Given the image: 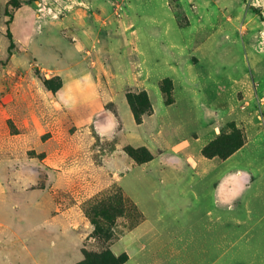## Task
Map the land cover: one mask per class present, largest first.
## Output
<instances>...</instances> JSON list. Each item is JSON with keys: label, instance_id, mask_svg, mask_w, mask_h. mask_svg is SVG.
Instances as JSON below:
<instances>
[{"label": "rangeland", "instance_id": "rangeland-1", "mask_svg": "<svg viewBox=\"0 0 264 264\" xmlns=\"http://www.w3.org/2000/svg\"><path fill=\"white\" fill-rule=\"evenodd\" d=\"M17 3L0 0V264H264V53L246 43L264 45V0ZM176 64L177 88L157 78ZM214 142L243 145L205 157Z\"/></svg>", "mask_w": 264, "mask_h": 264}, {"label": "trees", "instance_id": "trees-1", "mask_svg": "<svg viewBox=\"0 0 264 264\" xmlns=\"http://www.w3.org/2000/svg\"><path fill=\"white\" fill-rule=\"evenodd\" d=\"M14 2L16 3L15 6H18L17 0H14ZM254 12L256 15H258L260 17L261 21L264 22V16H263L262 12L258 9H254ZM9 23L10 22H8V24ZM7 37L9 40L8 53L11 54L13 49L15 48V43L13 40V34H12L9 27L7 30ZM4 65H5V63L0 62V68L3 67ZM46 83L50 89L54 90L53 88H51L52 81H47ZM164 83H168V84L172 85V82L170 80H165ZM164 93L169 97L168 91L164 90ZM141 96H142L143 100L145 101L143 103L141 102V100L139 101ZM140 97H139V99H135L129 95V101L131 103V107L133 110L135 121L138 124L142 123L143 115L152 114V112H153V107L150 103V100L148 98L147 93L142 92L140 94ZM215 144H217V143H215V142L211 143V144H209L203 148L202 153L205 157H207V158L219 157V158L225 160V159L229 158L232 154H234L237 150H239L243 145V144H241L238 147L234 148L229 154L222 155L218 151H216L219 144H217V146ZM99 207L104 208L105 202H101V204H99ZM104 219H106L105 216H104ZM93 224L97 225V222L93 221ZM97 230H99V229H96V231H95L96 236H98V234H99L98 233L99 231H97ZM83 255H84V259L77 264H125L128 261L127 255L123 254V255L117 257L114 253H112L109 250H105V251H102L99 253L84 250Z\"/></svg>", "mask_w": 264, "mask_h": 264}, {"label": "crops", "instance_id": "crops-1", "mask_svg": "<svg viewBox=\"0 0 264 264\" xmlns=\"http://www.w3.org/2000/svg\"><path fill=\"white\" fill-rule=\"evenodd\" d=\"M254 39H255V37L253 36L252 39L248 38V40L246 41V43L248 45V50L251 49L253 51V63H254V58L257 59L258 57H260L264 53V45L260 44L262 42H260V41L259 42L254 41ZM246 57H247L246 58L247 59V63H245V67L241 71L242 74L245 75V72L244 71H246V69H247V70H249L251 72V75L253 76V78H254L255 81L262 80V78L259 77L258 73L256 72V67L257 66L256 65L254 66V65H252L250 63L249 53H246ZM178 59H179V57H177L175 60H178ZM255 62H256V60H255ZM179 65L176 64V66H174L173 68H171V71L172 72L170 74H168V75L165 74V75L157 76V72H158L157 70H155V75L157 76V78H160V79L169 78L173 82L174 86L177 88L178 87V83L182 80V75H181L182 73L178 69L179 68ZM193 66L196 67L197 65H193ZM193 69H195V68H193ZM191 74L192 73H188L187 74L186 71L184 72L185 82L188 83V84H192L193 82H197V80H195V78H192L191 77ZM247 89H250V88L248 87ZM258 89H260V87H258ZM255 94L257 95L258 92H255L254 95ZM189 104L192 107L197 108L199 106L198 108H200V105H195L194 102H189ZM197 111H198V109H197ZM154 113H155V116H156L157 114H156L155 111H154ZM200 113H201V111L199 112V115H200ZM192 117H193V120L195 119V120L200 121V117L198 115H193ZM55 264H57V263L55 262Z\"/></svg>", "mask_w": 264, "mask_h": 264}, {"label": "built area", "instance_id": "built-area-1", "mask_svg": "<svg viewBox=\"0 0 264 264\" xmlns=\"http://www.w3.org/2000/svg\"><path fill=\"white\" fill-rule=\"evenodd\" d=\"M259 118H261V117H259Z\"/></svg>", "mask_w": 264, "mask_h": 264}]
</instances>
